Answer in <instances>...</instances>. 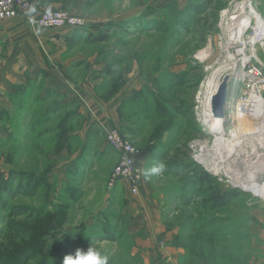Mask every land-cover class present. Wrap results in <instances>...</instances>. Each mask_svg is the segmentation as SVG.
Instances as JSON below:
<instances>
[{
    "label": "rangeland",
    "instance_id": "obj_1",
    "mask_svg": "<svg viewBox=\"0 0 264 264\" xmlns=\"http://www.w3.org/2000/svg\"><path fill=\"white\" fill-rule=\"evenodd\" d=\"M39 1L49 3L42 10L64 8L84 20L81 29L44 30L74 31L82 41L44 48L33 40L23 50L21 33L15 50L14 40L0 41V264H63L66 255L90 245L109 264L237 259L251 205L264 201L254 185L264 181L263 146H254L249 156L239 141L244 135L232 136L242 125L234 107L244 77L251 67L264 74V38L252 54L248 45L245 76L241 44L227 42L229 18L242 0ZM242 4L241 21L257 13L256 24H263L264 0ZM89 33L106 38L84 41ZM251 34L249 29L243 37ZM200 50L204 60L195 57ZM95 53L97 62H107L95 71L96 77L105 73L97 93L120 85L132 89L120 107L124 121L118 128L140 151L143 181L135 195L120 182L109 185L116 161L106 132L102 126L81 131L84 103L47 72L57 54V72L62 75L69 61L71 74L82 78ZM225 78V130L217 133L208 98ZM259 131L245 135L257 139L264 134ZM161 161L166 171L145 179V170Z\"/></svg>",
    "mask_w": 264,
    "mask_h": 264
},
{
    "label": "crops",
    "instance_id": "obj_2",
    "mask_svg": "<svg viewBox=\"0 0 264 264\" xmlns=\"http://www.w3.org/2000/svg\"><path fill=\"white\" fill-rule=\"evenodd\" d=\"M48 5V2L32 0V10H28L29 12L27 11L26 14L0 20V41H5L7 39V41L9 40L12 43L14 40V50L16 49V43L18 42L23 45L21 50L25 47L24 43H31L34 41H37V43L44 48L48 47V44L59 45L64 42H66V44H70L71 42L68 37H70L74 31H68L69 33L64 35L53 29H50L49 31L47 29L44 30V28L35 24V19L38 15L34 16V13L38 12L40 9L42 10L45 7H48ZM33 9H35V11H33ZM23 16H28L30 19L28 18L25 20L22 18ZM32 32L34 33L33 36L31 35ZM20 33L22 34V41L17 40L18 42H16V36L17 34L20 35ZM25 33H29V35H23ZM10 54L14 55V53L10 52V50L7 51V55L10 56ZM19 56L23 57L21 54H19ZM97 57L96 53L89 57L90 65L86 68V73L82 76V78H76L74 74H71V72L73 73L74 71V67L71 65L69 70V61L65 62L66 67L63 68L64 73L62 75L61 72H57L59 69V62L57 63V61H59L60 58V55L57 54L54 58L55 67L46 68L52 81H55L57 86L70 91L71 95L81 99L84 103L82 104L80 102L83 106V111L85 108V121L82 124L83 126L81 127V131H87L89 127H95L96 130L102 126L103 130L106 132L110 128H118V126L123 125L124 118L120 107L124 97H128L130 91L132 93V89H129V91L122 85L117 87L115 90L112 88L111 92L110 87L106 88L102 94L95 91V86L102 83V79H105V73L103 75L101 73V77H96L95 74H97V72L95 73V71L96 69L98 71H102L103 67L106 68L107 66V62H102V60L97 62ZM23 59H26L25 56ZM98 65L102 66V68L98 69ZM28 68L29 67H22L19 71ZM123 85L126 86V84ZM69 134L72 135L73 132H69ZM116 159L117 154L115 152V161ZM246 234L247 236L243 239L242 244H240L242 247L240 256L237 259H233L230 264H264V201L257 200L251 205Z\"/></svg>",
    "mask_w": 264,
    "mask_h": 264
},
{
    "label": "built area",
    "instance_id": "obj_3",
    "mask_svg": "<svg viewBox=\"0 0 264 264\" xmlns=\"http://www.w3.org/2000/svg\"><path fill=\"white\" fill-rule=\"evenodd\" d=\"M30 6V0H0V20L22 16L26 14ZM256 19V16H252V18L250 19L252 23L250 22L246 25V29L243 33L251 29V36H255L257 40L255 43L257 44L261 41V39L264 38V34L260 30L256 29ZM35 24L41 28H78L84 25V20L83 18L70 13L64 8H55L42 11L40 15L35 19ZM245 67L246 64L244 66V69ZM249 69L250 70L247 72L249 76L244 77V79L247 78L248 81L247 83H245V88L242 90L241 97L237 101L236 106L240 104V101L244 103L245 100H247L251 96L258 97L260 101L262 99V106H264V74L257 67H251ZM213 94L214 93L209 95L210 97L208 98V101ZM247 105H245L243 110H240V112L245 113L247 110H249V108H247ZM236 106L234 107V111H236ZM235 115L237 114H234V117ZM262 129H264V126L261 127L260 130ZM105 137L106 142L117 154L116 163L112 169L109 185L114 186L116 182H120L123 186L129 189L131 194H137L140 184L143 181V169L138 161L140 151L132 144L128 136L122 133L117 127L108 129L105 133ZM241 142L242 144L239 143L241 146H245V149L249 148V156H253L255 154L258 149L255 148L256 146H258L257 144L263 146L261 148L264 149V143L257 142V139H254V137H250V135L246 137V135L244 134V136L241 137ZM262 154L263 152L260 154L256 153V158L258 159V156ZM250 160L252 162V158H250ZM221 161L219 160V162ZM241 174L242 172H240V176ZM261 183L263 184L264 181H262ZM261 198L264 199V197Z\"/></svg>",
    "mask_w": 264,
    "mask_h": 264
},
{
    "label": "bare ground",
    "instance_id": "obj_4",
    "mask_svg": "<svg viewBox=\"0 0 264 264\" xmlns=\"http://www.w3.org/2000/svg\"><path fill=\"white\" fill-rule=\"evenodd\" d=\"M247 0H242L240 5H234V7L236 8L234 11L238 13L237 14H234V16H231L229 19H230V23H229V31H230V34H229V41H227L228 43L230 42H234V43H240L241 44V50H242V56H241V73L240 76H245L246 75V71L244 69V66L248 60L249 55L248 53H246V50L249 49L248 48V45H250V49H251V54L254 52V49L255 48V45H256V38L255 36H248L247 39H245L243 36V32L244 30L246 29V25L249 24L251 21L250 20H240V14H245L246 10L244 11H241V4L242 2H246ZM244 4V3H243ZM242 4V5H243ZM239 7V8H238ZM249 11V10H248ZM253 13V12H252ZM255 15H258L257 13L256 14H252V16L254 17ZM260 16V15H258ZM248 17V15L246 16ZM257 17V16H256ZM252 18V17H251ZM263 18V17H262ZM256 22V21H255ZM263 22V20H262ZM252 23V22H251ZM256 29L260 30L263 34H264V22L263 24L261 25H257L256 24ZM261 44V43H260ZM259 45V44H258ZM230 50V49H229ZM198 52V51H197ZM207 52V51H206ZM256 53V52H255ZM254 53V54H255ZM258 55V54H257ZM199 59H202L204 60L205 57H206V54L204 52V50H200L198 52V55L195 56ZM258 57V56H257ZM198 59V60H199ZM239 75V74H238ZM217 91V90H216ZM216 93V92H214ZM214 95V94H213ZM262 99L260 101V99L258 97H255V96H251L250 98H248L247 100H245V102L243 103L242 101H240V104H238L236 106V113L234 114H237V117L238 120L242 123V125L239 127L238 126V129H234L232 130V136H239V135H244V134H248V133H253V132H259L261 134V131H259L261 129V127L264 126V106H262ZM248 104V105H247ZM245 105H247L249 108V110H247L245 113L244 112H240V110L242 111L243 108L245 107ZM206 108H204L203 110H205ZM252 115V116H250ZM260 117H263L259 120H255V118H260ZM243 118V119H242ZM253 120H255L256 124H253ZM213 129L214 130H217V133H223L224 132V126H223V123L221 120L217 119L214 123H213ZM211 126V127H212ZM257 126V127H255ZM257 135L259 136L257 138V141L260 142V143H264V134L262 135ZM220 139L217 138V141H219ZM216 141V142H217ZM239 141L241 142V138L239 139ZM238 141V142H239ZM217 146V145H216ZM203 151V150H202ZM217 152V151H216ZM217 156L215 158L219 159L220 161L222 160L223 157L220 156V153L219 151L216 153ZM215 154V155H216ZM223 161V160H222ZM218 169V168H217ZM249 180V179H248ZM250 183H252V180H249ZM253 185V184H252ZM254 185H257L259 186V188H261L262 193H264V188L262 187V185H264V183H259V182H256L254 183ZM244 187V186H243ZM247 189H249L247 187ZM250 190H252L250 188ZM253 191V190H252ZM254 192V191H253ZM255 193V192H254ZM256 195H260L261 196V192L260 194L259 193H255Z\"/></svg>",
    "mask_w": 264,
    "mask_h": 264
},
{
    "label": "clouds",
    "instance_id": "obj_5",
    "mask_svg": "<svg viewBox=\"0 0 264 264\" xmlns=\"http://www.w3.org/2000/svg\"><path fill=\"white\" fill-rule=\"evenodd\" d=\"M35 11V9H33ZM166 171L164 162H157L144 172L145 179L160 176ZM63 264H109L107 255L102 254L99 249L89 246L87 250L77 248L74 255H66Z\"/></svg>",
    "mask_w": 264,
    "mask_h": 264
},
{
    "label": "water",
    "instance_id": "obj_6",
    "mask_svg": "<svg viewBox=\"0 0 264 264\" xmlns=\"http://www.w3.org/2000/svg\"><path fill=\"white\" fill-rule=\"evenodd\" d=\"M226 78L223 83L219 85L217 93L211 97V111L216 120H221L225 116L224 107L227 99Z\"/></svg>",
    "mask_w": 264,
    "mask_h": 264
},
{
    "label": "trees",
    "instance_id": "obj_7",
    "mask_svg": "<svg viewBox=\"0 0 264 264\" xmlns=\"http://www.w3.org/2000/svg\"><path fill=\"white\" fill-rule=\"evenodd\" d=\"M42 11H44V10H42ZM81 28H83V27H78L76 29H81ZM80 37H81L80 35H76L75 36V34H73V35H71L68 38H69V40H70L71 43L76 44L77 42L82 41ZM90 37H92L91 33H89L88 36H86L85 38H83V40L84 41L90 40ZM105 38H106V36L103 33H98V34H95L91 38V41L94 42V43H96V42H102V41L105 40Z\"/></svg>",
    "mask_w": 264,
    "mask_h": 264
}]
</instances>
